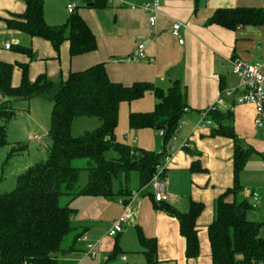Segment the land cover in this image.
I'll return each instance as SVG.
<instances>
[{"label":"crops","instance_id":"crops-1","mask_svg":"<svg viewBox=\"0 0 264 264\" xmlns=\"http://www.w3.org/2000/svg\"><path fill=\"white\" fill-rule=\"evenodd\" d=\"M102 1L106 3L104 7H96L94 0L45 1L44 17L48 25L66 24L71 16L67 6L74 3L75 14L85 20L97 39L94 52L71 56L68 42L56 51L49 41L30 37L8 24L25 13V0H0V59L15 66L12 78L14 87L21 84V66H28L31 82H35L41 75L58 82L66 80L70 73L101 63L105 64L113 82L125 86L149 82L167 89L173 82H181L187 93L188 108L176 137L168 147V152L172 146L174 150L173 162L166 174L167 203L181 213L189 210L191 201L204 204L205 209L197 220L199 256L192 259L186 257V241L180 234L179 221L156 208L150 196L151 188L141 192L129 206L119 197L105 199L90 196L74 200L68 198L67 204L75 210L74 226L88 237L91 244L101 242L99 247L103 254H110L118 245L126 252L131 264H146L147 257L141 252L137 235L139 227L146 238L156 241L157 264H212L207 228L214 219L216 200L234 185L235 141L224 136L213 137L212 130L219 124L210 118L213 126H200L201 115L217 103L224 91L242 92L240 80L232 74L233 59L250 63L264 62V26H244L229 30L218 25H208V22L220 9L264 10V0H160L155 25L150 24L149 14L143 10L144 5L152 4L154 0ZM175 22L186 25L181 31L183 44L172 35ZM8 43L11 45L9 49L6 48ZM139 45L145 46V59L138 56ZM16 46L31 49L33 57L18 52ZM43 100L39 97L15 101L14 107L20 102L23 104L18 107L20 111L17 110V116L12 121L19 119L34 124L32 129L37 134L35 142L44 147L47 157L48 134L46 131L43 133L36 119L39 107H48ZM156 103L153 92H148L142 99L122 103V116L152 112ZM227 103L229 108L219 110L229 115L223 124L232 127L243 148L251 150L250 158L241 173V196L252 204L254 193L260 195L259 206L250 217L263 222L264 125H256L257 112L253 105H235L233 98H228ZM135 131H139L140 140L144 133H147L144 137L153 136L155 140L161 136L154 129ZM124 136L130 137L128 134ZM29 139L31 142L34 140L32 137ZM185 142L188 147L182 148ZM154 144L155 147H148V151L164 152L163 141ZM195 165L201 170H193ZM131 190L138 193L140 187L138 190L131 187ZM124 214L128 215V220L123 233L118 240L108 237L112 222ZM261 235L264 238L263 231ZM77 247L79 251L67 258L69 262L97 264L83 256L84 244L78 242Z\"/></svg>","mask_w":264,"mask_h":264},{"label":"trees","instance_id":"trees-1","mask_svg":"<svg viewBox=\"0 0 264 264\" xmlns=\"http://www.w3.org/2000/svg\"><path fill=\"white\" fill-rule=\"evenodd\" d=\"M45 1L25 0V13L8 24L30 37L49 41L56 51L68 42L71 56L97 49L95 35L77 13L71 14L64 25H48L44 17ZM94 4L96 7L106 5L102 0H94ZM208 25L229 30L264 26V10L220 9ZM15 50L33 57L31 49L16 46ZM14 68V65L0 59V153L9 144L8 124L17 116L14 107L17 100L40 97L53 103L49 131L51 143L47 159L21 174L13 191L0 194V264H72L67 258L79 251L78 242L82 243L80 239L85 234L73 224L75 210L69 204L62 206L61 199L119 197L126 206L129 205L134 194L131 190L132 174L138 172L140 192H143L153 179L157 166L169 153V144L176 137L187 112V93L179 81L173 82L167 89L149 82H136L131 86L113 82L103 63L70 73L66 80L58 82L46 75L31 82L28 66H21V84L14 87ZM148 92H153L156 97L155 109L152 112L131 113L129 123L133 130L165 131L162 153L121 143L115 134L119 125L120 105L142 99ZM228 116L220 111L210 113V118L219 124L211 135L235 141L234 185L216 200L214 219L207 228L212 264H260L264 261V238L261 235L264 221L251 219V213L256 208L241 196V173L251 150L243 148L232 127L223 124ZM83 117L98 118L101 126L74 137L73 123ZM18 150L13 149L10 156ZM111 150L117 153V157L107 158ZM77 161H85V166H76ZM2 167L0 162V178ZM198 169L201 170L198 165L193 167L195 171ZM83 172L87 173V180L81 184ZM150 196L159 211L179 221L180 234L186 241V257H198L200 241L197 220L205 209L204 204L191 201L189 210L181 213L167 201L156 202L153 194ZM120 234L111 238L118 240ZM137 235L141 252L147 257L146 264H157L156 241L146 238L139 227ZM86 252L84 245L82 254L99 264V258L86 256ZM125 254L118 245L110 254H103L102 251L101 260L108 257L102 264H118ZM128 263L131 264L129 259Z\"/></svg>","mask_w":264,"mask_h":264},{"label":"built area","instance_id":"built-area-1","mask_svg":"<svg viewBox=\"0 0 264 264\" xmlns=\"http://www.w3.org/2000/svg\"><path fill=\"white\" fill-rule=\"evenodd\" d=\"M160 4V0H154L152 4H146L143 6V10L149 14V22L151 25H155L157 21ZM67 10L70 14H74L76 11V5L74 3H70L67 6ZM185 27L186 25L182 22H175L172 26V35L175 38L179 39L180 44L184 43V40L181 39V31ZM10 47L11 45L9 43L6 44L7 49H9ZM138 56L141 59L146 58L144 45H139ZM231 64L232 74L236 75L240 79V87L242 92L238 94L237 90L224 91L219 97L217 103L213 104L207 110L202 112L200 126H213V121L210 119V113L229 108V105L227 103L228 98H233L235 105H253L257 112V119L255 121L256 125H264V62L250 63L235 58L232 60ZM164 134L165 131L160 132L161 137H164ZM174 140L176 141V139ZM186 147H188V144L185 142L182 148ZM172 162L173 152H169L165 155L163 161L157 166L156 172L151 182L144 188V190L146 188L152 189V194L156 202H165L168 200V195L166 193L168 180L166 174ZM141 192L134 193L131 202ZM259 198L260 195L258 193H254V201L252 203L253 208H257L259 206ZM127 220V214H124L120 218L114 220L107 232L108 237H115L118 234L122 233L125 229ZM80 241L84 243L87 248L86 256L90 255L93 258H99V264H102L103 262L108 260L107 256L103 258V261L101 260L102 250L99 247L101 242H99L98 244H91L88 242V238L85 235L80 239ZM118 264H129L127 257L121 256L120 262ZM260 264H264V261Z\"/></svg>","mask_w":264,"mask_h":264},{"label":"rangeland","instance_id":"rangeland-1","mask_svg":"<svg viewBox=\"0 0 264 264\" xmlns=\"http://www.w3.org/2000/svg\"><path fill=\"white\" fill-rule=\"evenodd\" d=\"M80 2V0H78ZM237 77L236 75H234ZM238 78V77H237ZM239 79V78H238ZM240 80V79H239ZM45 100V101H44ZM43 102L45 104H48V107L46 106H40L39 112L37 116V125L39 128L43 131V133L48 134L47 143L50 144L49 139V131L51 129V119H52V111H53V103L49 101L48 99L44 98ZM21 104L23 102H20L15 105L16 110L18 112L20 111L18 107H21ZM28 106L27 102H24ZM125 106V105H124ZM127 107V105H126ZM127 113V112H126ZM35 122V121H34ZM33 123H29L28 121H22V120H14L11 123H9L8 128V140L9 144L2 149L0 153V162L3 166L1 169V175L0 178V194H5L13 191L17 186V179L18 177L23 174L27 169L33 165H35L38 162L44 161L47 159L46 157V151L43 146H40L35 142L37 140L35 137L37 134L34 133V130L32 129ZM101 126V122L98 118H79L76 119L73 123L72 127V135L74 137H79L87 132H92L97 130ZM139 131H135L130 127L129 123V115L122 116L121 107H120V114H119V126L116 129V138L119 142L134 146L137 148H142L145 150H148V147L150 149H153L155 147L154 142H160L163 141L161 136H158L157 140H155V137H144V134H141V139L139 137ZM262 133L264 134V128L262 130ZM128 134L130 137H125L124 135ZM30 137L34 138V140L31 142ZM151 140L153 141V144L150 145ZM13 149H19L13 156H10ZM153 151V150H151ZM107 158L111 159L114 157H117V153L114 151L108 152L106 155ZM260 157H263L259 155ZM264 159V158H263ZM78 167L85 166V161H77L75 163ZM87 180V173L83 172L81 175V184L85 183ZM131 187L134 190H138L140 187L139 182V174L138 172H134L132 174L131 178ZM68 202V198H62L61 199V205L65 206ZM252 219V218H251ZM258 221V219H256ZM264 233V229L262 230ZM84 256V255H83Z\"/></svg>","mask_w":264,"mask_h":264},{"label":"water","instance_id":"water-1","mask_svg":"<svg viewBox=\"0 0 264 264\" xmlns=\"http://www.w3.org/2000/svg\"><path fill=\"white\" fill-rule=\"evenodd\" d=\"M174 150V147L172 146L170 149H169V152L172 153Z\"/></svg>","mask_w":264,"mask_h":264}]
</instances>
